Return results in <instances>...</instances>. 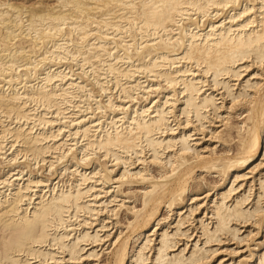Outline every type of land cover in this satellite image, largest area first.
Wrapping results in <instances>:
<instances>
[{
    "label": "bare ground",
    "instance_id": "obj_1",
    "mask_svg": "<svg viewBox=\"0 0 264 264\" xmlns=\"http://www.w3.org/2000/svg\"><path fill=\"white\" fill-rule=\"evenodd\" d=\"M261 231L264 0H0V264H264Z\"/></svg>",
    "mask_w": 264,
    "mask_h": 264
},
{
    "label": "rangeland",
    "instance_id": "obj_2",
    "mask_svg": "<svg viewBox=\"0 0 264 264\" xmlns=\"http://www.w3.org/2000/svg\"><path fill=\"white\" fill-rule=\"evenodd\" d=\"M222 146H220L219 148H221ZM206 176V175H205ZM213 177H214V175L212 174V175H210V176H206V181H209V180H211V179H213ZM204 188V189H203ZM202 188V190H200V193H202L204 190H206V188H205V186ZM202 194H204V193H202ZM202 194H200V195H202ZM189 202V201H188ZM188 202H187V204H188ZM186 204V205H187ZM195 216H197V218H198V216L199 217H201L202 216V214H196ZM192 220V219H191ZM190 227V226H189ZM195 227V228H194ZM197 227H199V223L198 222H196V219L193 221V224L191 225V227H190V230H189V233L192 235L191 237L192 238H194V236H195V234H197V235H199L198 233H200V229L198 230V228ZM197 228V229H196ZM196 229V230H195ZM241 229H242V231H245V232H243V235L245 234V233H247L249 230H252V232H256L257 231V228H255V227H251V226H244V227H241ZM188 233V234H189ZM259 235V236H258ZM257 236L258 237H256L255 239L256 240H258V241H262L263 240V232L261 231L259 234H258ZM197 237L198 236H195V238H194V240H192L191 241V243H192V245H191V247L193 246V242L197 239ZM226 237V238H225ZM224 238H221V241H222V243L220 244V243H218V245H214V246H212L213 248H215V249H219V251L221 250H224L225 252H221V253H219V255H216L214 258H213V261L211 262L212 264H214V262L216 263V261L220 258V257H223V256H225L226 258H230L229 256H232V251H234V250H239V249H243V248H245V245L244 244H242L241 242H236L235 240H233V239H230V236H225ZM191 238V239H192ZM228 238V239H227ZM258 238V239H257ZM232 241V242H231ZM180 242H182V243H180ZM179 243H180V245L182 246L185 242H187L186 241V239H181V241H180ZM179 245V246H180ZM180 246V247H181ZM259 249H262V247H260ZM227 250V251H226ZM232 250V251H231ZM228 251H230V252H228ZM226 253H227V255H226ZM231 255H230V254ZM220 254H222V255H220ZM229 254V255H228ZM242 255H247V253L245 252V253H243ZM219 256V257H218ZM238 257H239V254H238ZM215 259H217L216 261H215Z\"/></svg>",
    "mask_w": 264,
    "mask_h": 264
}]
</instances>
